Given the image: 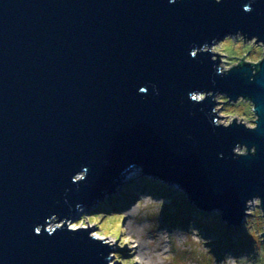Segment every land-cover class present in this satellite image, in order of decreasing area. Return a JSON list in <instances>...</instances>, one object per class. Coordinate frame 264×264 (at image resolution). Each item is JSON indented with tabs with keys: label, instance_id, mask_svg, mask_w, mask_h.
<instances>
[{
	"label": "water",
	"instance_id": "water-1",
	"mask_svg": "<svg viewBox=\"0 0 264 264\" xmlns=\"http://www.w3.org/2000/svg\"><path fill=\"white\" fill-rule=\"evenodd\" d=\"M238 29L264 40V0H0V264H107L90 230L35 227L154 192L128 181L112 199L141 168L187 192L185 222L215 209L234 236L245 200L264 198V62L220 76L191 50ZM210 89L250 97L258 129L215 127L211 98L189 97ZM237 143L256 154L234 158Z\"/></svg>",
	"mask_w": 264,
	"mask_h": 264
},
{
	"label": "clouds",
	"instance_id": "clouds-1",
	"mask_svg": "<svg viewBox=\"0 0 264 264\" xmlns=\"http://www.w3.org/2000/svg\"><path fill=\"white\" fill-rule=\"evenodd\" d=\"M220 2L221 0H216V3ZM244 11H251L250 4L244 5ZM199 53H208L213 62L219 61L215 64L217 75L227 76L234 68L249 64L252 72L249 79H254L256 73L261 70V63L264 62V40H260L256 35L249 37L247 33L238 29L234 33L225 34L223 38L213 37L211 43L205 42L191 50L192 57ZM139 91L146 93L147 89L142 86ZM154 92L159 94L155 87ZM189 97L197 103L211 98L213 107L210 115L214 114L212 123L215 127L228 128L233 123L242 125L250 131H256L259 127L260 117L256 111V104L248 96L241 95L233 100L224 92H214L210 89L191 91ZM232 152L234 158L239 159L250 154L254 156L257 147L237 143ZM88 171L87 166H82V170L72 176V181L79 183L85 180ZM122 175L125 183L112 194V199H116L121 192L131 186L128 181L149 183L154 191L161 194L156 196L152 191L140 192L133 203L119 212L103 210L85 212L83 206L77 204L76 209L80 212L78 219L59 218L53 214L47 218L46 225L35 227V233L40 234L42 228H45L51 235L66 225L67 230L71 232L90 230L88 231L90 239L109 248L127 249V256H123L121 251L109 252L107 264H171L174 259L173 249L195 251L197 254L209 257L213 264H264V230L257 231L251 225L254 217L264 214V198L255 195L245 200L244 230L252 238V251L240 255H234L229 251L224 253L222 259H217L212 251L213 238L204 235L201 227H197V223L215 227L219 223L218 210L205 213L196 209L194 205L190 206L193 218L188 220L187 228L176 227L169 230L167 227H161L160 216L166 205L171 207L174 203L187 204V192L178 184H169L159 178L143 174L142 168L132 173L125 171ZM108 199L106 196L98 207H108ZM65 202L67 203V200ZM239 239L237 237V240Z\"/></svg>",
	"mask_w": 264,
	"mask_h": 264
},
{
	"label": "rangeland",
	"instance_id": "rangeland-1",
	"mask_svg": "<svg viewBox=\"0 0 264 264\" xmlns=\"http://www.w3.org/2000/svg\"><path fill=\"white\" fill-rule=\"evenodd\" d=\"M161 193H159V192H156V191H154L153 192V195H156V196H159ZM136 198H134V199H131V200H128V201H126V202H123V203H121V204H117V205H114V206H112V207H110V208H108V209H106V210H104V211H114V212H119V211H122V210H124V209H126L131 203H133L134 202V200H135ZM175 204V203H174ZM174 204L171 206V207H173L174 206ZM167 207V205L165 206V208ZM113 208V209H112ZM164 208V209H165ZM118 214V213H117ZM171 223H172V220L171 219H169L168 217H167V215L165 216V213H164V211L162 212V214H161V216H160V225H161V227H167V228H169V230H171L172 228H176V227H178L177 225H174V226H171V227H169L170 225H171ZM251 225H252V227H254L257 231H262L263 229H264V218H263V215L261 214V215H259V216H256V217H254V219L251 221ZM179 226H181V225H179ZM197 227H201V231H202V233L204 234V235H206V236H211L209 233H208V229L207 228H204V227H202V225L198 222L197 223ZM186 229V228H185ZM245 235V236H249L248 234H247V232L244 230V222L242 223V225L240 226V228L237 230V232L235 233V235H234V238H236V236L237 235ZM212 237V236H211ZM213 238V247H212V251H213V249H215L216 247H215V240H216V237H212ZM249 238H251L250 236H249ZM195 246L193 245V248H194ZM218 248V247H217ZM111 251H121L122 253V255L123 256H127L128 255V251H127V249L125 248V249H123V250H121V249H116V248H111ZM173 251H174V259H173V261L171 262V264H213V261L209 258V257H207V256H204V255H202V254H197L195 251H178V250H175V249H173ZM244 253L246 252V251H244V250H242ZM252 251V250H251ZM213 253L215 254V256L217 257V259H222L223 258V255H220V253L219 252H215V251H213Z\"/></svg>",
	"mask_w": 264,
	"mask_h": 264
},
{
	"label": "trees",
	"instance_id": "trees-1",
	"mask_svg": "<svg viewBox=\"0 0 264 264\" xmlns=\"http://www.w3.org/2000/svg\"><path fill=\"white\" fill-rule=\"evenodd\" d=\"M185 207L189 208L188 204L183 203H175L173 207L167 206L164 209L165 216L172 220V222L176 223L180 228H187V222H185ZM189 212V211H188ZM191 213V212H189ZM223 219L219 217V223L215 227H208L207 225H203L202 227L208 229V233L213 237H216L215 240V252H221L222 250H227L228 248H235L244 250L246 252H250L252 250L253 241L252 238L245 235H237L236 238L232 235V227H226V225L222 222ZM181 225V226H179ZM230 228V229H229ZM237 237L240 239L237 240ZM218 247V248H217Z\"/></svg>",
	"mask_w": 264,
	"mask_h": 264
},
{
	"label": "bare ground",
	"instance_id": "bare-ground-1",
	"mask_svg": "<svg viewBox=\"0 0 264 264\" xmlns=\"http://www.w3.org/2000/svg\"><path fill=\"white\" fill-rule=\"evenodd\" d=\"M121 204V203H120ZM113 209V208H112ZM188 223V221H186Z\"/></svg>",
	"mask_w": 264,
	"mask_h": 264
}]
</instances>
